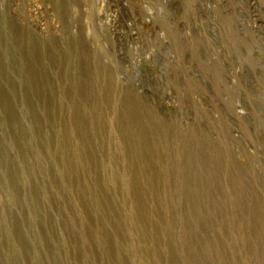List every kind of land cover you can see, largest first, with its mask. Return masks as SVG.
Listing matches in <instances>:
<instances>
[{"label": "rangeland", "instance_id": "obj_1", "mask_svg": "<svg viewBox=\"0 0 264 264\" xmlns=\"http://www.w3.org/2000/svg\"><path fill=\"white\" fill-rule=\"evenodd\" d=\"M0 148V264H264V0H0Z\"/></svg>", "mask_w": 264, "mask_h": 264}, {"label": "bare ground", "instance_id": "obj_2", "mask_svg": "<svg viewBox=\"0 0 264 264\" xmlns=\"http://www.w3.org/2000/svg\"><path fill=\"white\" fill-rule=\"evenodd\" d=\"M74 118V117H73ZM76 118V117H75ZM36 119V118H35ZM12 121V120H11ZM36 124V123H35ZM44 125H45V123H44ZM34 126V125H33ZM26 137V136H25ZM0 150H1V148H0ZM3 152V151H2ZM1 155H2V153H1ZM3 158V157H2ZM7 159V158H6ZM25 173H26V171H25ZM28 173L29 172H27L26 173V175H28ZM32 175V174H31ZM30 177V176H29ZM16 182V181H15ZM10 185L12 186V184L10 183ZM12 193L15 195L16 194V190H15V187L13 188L12 187ZM11 193V194H12ZM40 193V192H39ZM13 195V196H14ZM49 197V196H48ZM16 198V197H15ZM41 199V198H40ZM44 200V199H43ZM5 218H7V216L5 215ZM32 223V222H31ZM38 224V223H37ZM5 228V232H6V234H5V236L7 235V237H8V240H9V242H10V246H12V247H10V248H12L11 250L14 252L15 250H13V248H16L17 247V245L20 243V242H22V240H23V235H22V230L20 229L21 228V226H17V225H15L14 227H4ZM44 229V228H43ZM45 233H46V230L44 229V230H38V236H39V238L41 239V240H43V241H45L44 239H45ZM50 233V232H49ZM48 233V234H49ZM95 236V235H94ZM7 237H6V239H7ZM87 237V236H86ZM107 237V236H106ZM90 238V237H89ZM88 238V239H89ZM94 239V238H93ZM107 239V238H106ZM89 240H91V239H89ZM88 240V241H89ZM105 241V240H104ZM24 242V241H23ZM106 242H107V240H106ZM44 243V242H43ZM22 243H20V245H21ZM28 244V243H27ZM3 245H5V244H3ZM0 247H2V246H0ZM23 247H25V246H23ZM22 247V248H23ZM9 248V249H10ZM26 249H27V247H26ZM6 250V249H5ZM8 250V249H7ZM6 250V251H7ZM28 250V249H27ZM3 251V250H2ZM11 252V251H10ZM0 253H2V252H0ZM3 254V253H2ZM10 254V253H9ZM13 254V253H12ZM142 263H143V261H141ZM143 264H145V263H143ZM146 264H149V263H146ZM173 264V263H172Z\"/></svg>", "mask_w": 264, "mask_h": 264}]
</instances>
